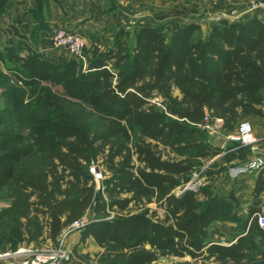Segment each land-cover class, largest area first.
<instances>
[{
  "label": "trees",
  "instance_id": "trees-1",
  "mask_svg": "<svg viewBox=\"0 0 264 264\" xmlns=\"http://www.w3.org/2000/svg\"><path fill=\"white\" fill-rule=\"evenodd\" d=\"M35 1L43 19L51 0ZM108 1L113 11L132 0ZM8 2L0 0V12ZM127 32L112 46L100 39L103 47L94 45L86 66L74 57L52 62L25 40L8 45L9 70L24 84L15 91L19 115L31 92L56 115L28 116L27 134L0 133V197L8 203L0 238H16L0 249L47 239L58 246L71 224L87 217L81 241L93 236L104 248L101 264H159L161 256L187 254L214 264H264L251 235L229 246L207 241L221 202L201 200L204 186L185 188L219 152L204 128L207 116L223 120L224 134L264 116V13L210 20L206 29L198 21L140 26L133 44ZM96 162L107 176L99 189ZM162 199L168 212L155 220L147 205ZM252 224L264 237L256 218Z\"/></svg>",
  "mask_w": 264,
  "mask_h": 264
},
{
  "label": "crops",
  "instance_id": "crops-1",
  "mask_svg": "<svg viewBox=\"0 0 264 264\" xmlns=\"http://www.w3.org/2000/svg\"><path fill=\"white\" fill-rule=\"evenodd\" d=\"M79 2H82V4L79 5ZM50 3L53 9L51 18L49 24L44 26L43 30L38 34L37 44L32 40V34L37 27V22L34 16L29 13V8L35 5L34 0H9L6 8L10 13L8 15L0 14V35L1 38H5L2 39L4 41H8V39L17 42L25 40V44L33 49H38L45 58L55 63H65L73 57L66 51L54 47L52 40L53 29L55 27L70 26L72 30H78L87 43L89 39H87L86 35L89 28L95 26L93 27V32H90L91 39L94 38V33H100V28H102L97 27L101 21L95 20L97 22H94L91 20V15L93 14L90 13L91 7L100 4L101 7L105 8L108 3L107 0H51ZM23 37H26V39ZM14 45L17 46V44ZM27 54H29V49L24 48L20 52V55L23 56ZM176 93L179 94L178 91ZM251 119L253 121L257 120L256 122L261 124V128H255L256 133L259 136L264 135V116H253ZM211 135L212 133L209 132L210 143L218 148L219 152L215 156L205 159L204 165L200 170L194 172L192 178L194 179L196 173L198 174L203 169L205 174L200 172L199 176L200 179L204 178L203 186L207 188V192L200 193L199 198L205 201L218 198L221 202L220 217L209 226L207 241L229 246L236 243L240 237L251 235L264 250V237L251 231L254 229L252 228L253 219L256 218L257 220L255 214H264V168L257 171H239V168L246 166L250 160L247 149L227 139L224 140V135H218L214 139L211 138ZM218 139H223L224 142H217ZM261 151L264 153V142L261 145ZM170 155L172 157L175 156L174 153H170ZM101 185L96 182L97 189ZM173 192L178 195L181 189L177 188ZM152 202L155 203V220L164 219L168 212L165 199ZM7 204L0 202V211L3 208H7ZM149 204L147 205L148 207ZM228 205L232 208V213L228 211ZM149 208L151 214H153V208ZM257 224L261 227L258 220ZM261 228L263 229V227ZM81 237L82 230L73 231L68 236L69 247L73 251V259L70 264H86L85 259L87 257H91L94 254H96V257L100 256L104 251V248L97 243L93 236L88 237L84 242L81 241ZM45 242L53 243L51 239H47ZM33 244L31 243L30 245ZM22 246L29 245L22 244L19 247ZM4 253L6 251L0 249V255ZM180 258H186V261L192 264L194 262H202V260H196L188 254L182 257L177 255L161 256L157 262L161 264L160 260H166L167 262L170 260L173 263ZM7 261V257L0 256V264H5ZM211 261L214 262V258Z\"/></svg>",
  "mask_w": 264,
  "mask_h": 264
},
{
  "label": "rangeland",
  "instance_id": "rangeland-1",
  "mask_svg": "<svg viewBox=\"0 0 264 264\" xmlns=\"http://www.w3.org/2000/svg\"><path fill=\"white\" fill-rule=\"evenodd\" d=\"M35 1V0H34ZM108 6L103 8L100 6V4H97L95 7H91V12L93 13L91 15V20L94 22H97L95 20L101 21V23L97 27H102L100 33H94V38L91 39V33L93 32V27L89 28V31H87V39L88 42H85V45L82 50V57L79 59L83 60L85 66L87 62V55L90 54L92 51L94 45L100 40L107 41L110 43V45H114V41L116 39V36L121 32L122 29H125L128 31L127 35H124L126 39H128L130 44H133V33L135 32V29L140 26H149V25H160L163 27H169L175 24H179L182 26L187 25L190 22L198 21L203 24L204 29L208 27V23L210 20L219 19V18H229L234 19L241 17L247 13L251 14H262L264 13V0H132L129 1H122L121 4L122 7H119L116 10H109L111 5L109 1L107 0ZM254 3H257L261 5L260 10H253L252 5ZM79 5L82 4V2L78 3ZM37 8V3L35 1V5L31 8H29V13H31L36 22L37 27L34 30V35L32 34V40L36 43L38 40V34L43 30L44 26L49 24V20L51 18L52 13V7L51 5L47 7L44 10V16L41 17L43 19H40L36 13L34 12ZM8 12L7 8L4 12H0V14H7ZM99 17H101L99 19ZM108 21V22H105ZM43 25V26H42ZM42 26V27H40ZM12 27V26H11ZM14 29V27H13ZM59 29H64L71 33H79L78 30H72V27L66 26V27H55L52 31V40L53 45L57 49L64 50L61 47H58L55 44L54 36L56 34V31ZM91 32V33H90ZM1 38L0 35V53H2V56H4V59L0 63V80H2L4 83H0V133L2 132H22L27 134L29 132L28 124L29 118L28 116L33 115L34 113L39 114H47L48 117H51L53 115H56V109L53 106H48L46 103L45 98H41V93L33 94L27 93L25 102H26V108H23V112L21 116L19 115L18 111V95L15 93L16 89L18 87H24V84L22 81L18 80L16 75L9 70L10 67H12L13 62L10 60V55L8 52H6L8 45H19V42L17 41H4ZM16 42V43H15ZM99 45L103 47V44L98 42ZM67 52V51H66ZM68 53V52H67ZM73 57V56H72ZM3 58V57H2ZM7 77L8 79L6 80ZM1 82V81H0ZM54 89L52 91H60V87H53ZM178 91V90H177ZM176 91V92H177ZM179 92V91H178ZM20 116V117H19ZM19 117V118H18ZM19 119H22L26 122V125L23 124L22 126L19 122ZM253 127L254 130L257 127L261 128V124L259 122L253 121L251 118L248 119ZM23 122V121H22ZM256 133V130H255ZM221 134H216V136ZM257 137L260 140V145L264 142V135H258L256 133ZM224 142L223 139H218L217 142L222 143ZM172 157V155H170ZM201 173H204V170L201 169ZM200 172L198 173V176H195L194 179L190 181V184L187 185V188L195 187V184H197V188L202 187L204 185V178L201 174L200 179ZM91 173L94 176L95 181L97 184L101 185L102 181L107 177L104 175L103 167L100 163H94L91 166ZM197 174V173H196ZM205 174V173H204ZM203 174V175H204ZM194 184V185H193ZM186 188V189H187ZM0 202L7 203V199L0 197ZM8 205V204H7ZM149 207L153 208V212L155 211V203L152 202L149 204ZM5 209V208H3ZM2 211V210H1ZM0 211V212H1ZM72 233V231H71ZM13 234V235H12ZM11 237L12 240H16L14 232L12 233ZM70 234V232H69ZM69 234H66V246L70 250L72 259H73V251L72 248H70V244L68 243V236ZM11 237L8 238H0V244L5 242H12ZM61 239H64L63 237ZM38 249H51L53 247V244H49L47 242H44L43 244L37 245L33 244L31 245ZM89 246V245H88ZM3 248V249H2ZM16 247H11L10 243L7 244L6 247H1V250L7 252H14ZM20 248V247H19ZM19 248H16L19 249ZM10 250V251H9ZM15 250V251H16ZM91 254V253H90ZM94 254V253H93ZM86 264H101L99 260V256L96 257V254H94L91 257H87L85 259ZM72 261V260H71ZM186 258H180L176 262L173 263H185ZM161 264H173L170 262V260L167 262L160 260ZM194 264H214L211 260L206 262H194Z\"/></svg>",
  "mask_w": 264,
  "mask_h": 264
},
{
  "label": "built area",
  "instance_id": "built-area-1",
  "mask_svg": "<svg viewBox=\"0 0 264 264\" xmlns=\"http://www.w3.org/2000/svg\"><path fill=\"white\" fill-rule=\"evenodd\" d=\"M261 7L262 6L257 3L252 5L253 10H260ZM54 39L58 47L65 49L74 58L82 57L85 38L81 34L59 29L56 31ZM222 126L223 120L221 118H214L213 121H211L208 116L206 117L204 128L208 132L224 135L228 141L247 149L250 160L246 166L239 168V171H257L264 168V153L261 151L260 140L255 133L252 123L249 120H243L240 122L236 131L228 134L222 132ZM195 176H198V174ZM187 185L185 188H187ZM196 186L197 184H195V187ZM195 187L191 189H195ZM255 216L257 217L258 223L264 229V214L257 213ZM86 223L87 217L73 222L62 235L64 239H61V237L59 245L53 246L51 249H38L29 245L22 246L14 252H7L0 256L8 258L5 264H70L72 255L66 246V234H69V232L71 233V231H80Z\"/></svg>",
  "mask_w": 264,
  "mask_h": 264
},
{
  "label": "water",
  "instance_id": "water-1",
  "mask_svg": "<svg viewBox=\"0 0 264 264\" xmlns=\"http://www.w3.org/2000/svg\"><path fill=\"white\" fill-rule=\"evenodd\" d=\"M216 137H217L216 134H212V135H211V138H212V139H214V138H216ZM224 140H226V138H225Z\"/></svg>",
  "mask_w": 264,
  "mask_h": 264
}]
</instances>
